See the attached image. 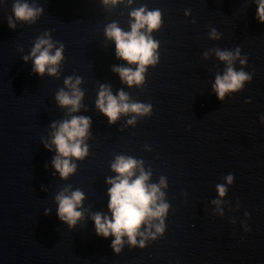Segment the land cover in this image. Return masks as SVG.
<instances>
[{"label": "water", "instance_id": "obj_1", "mask_svg": "<svg viewBox=\"0 0 264 264\" xmlns=\"http://www.w3.org/2000/svg\"><path fill=\"white\" fill-rule=\"evenodd\" d=\"M13 2L0 0V264H264V23L255 18L253 0H133L115 7L102 0H27L42 13L10 29ZM141 5L162 14L151 33L159 60L142 85L129 87L112 67L135 65L116 57L104 28L116 21L129 30L128 12ZM212 28L220 39L209 38ZM45 31L64 44L59 76H38L22 59ZM236 47L247 61L237 59L234 68L252 79L221 101L211 85L226 65L214 49ZM70 75L82 78V107L73 115L91 118L89 154L61 179L51 165L55 148L42 141L53 121L69 118L55 93ZM100 84L151 104L152 114L134 125L127 124L133 114H122L109 124L95 107ZM117 155L142 160L148 183L164 176L161 191L170 205L162 236L144 248L124 237L119 254L110 247L114 237L98 236L91 220L94 212L111 215L105 178L115 175L110 164ZM229 173L232 184L225 181ZM217 184L226 186L224 197ZM69 185L85 194L83 218L72 228L57 217L54 200Z\"/></svg>", "mask_w": 264, "mask_h": 264}, {"label": "clouds", "instance_id": "obj_2", "mask_svg": "<svg viewBox=\"0 0 264 264\" xmlns=\"http://www.w3.org/2000/svg\"><path fill=\"white\" fill-rule=\"evenodd\" d=\"M256 4V19L264 23V0H253ZM104 5L115 7L119 4L130 6L133 0H102ZM42 7L35 4L30 5L27 0H14L12 4L13 15L7 17L10 29L16 28V21L34 23L42 13ZM185 15H189L186 10ZM129 30L125 31L118 26V22L112 21L104 28L106 39L114 42L115 55L126 61L128 65H115L112 71L117 73L120 80L129 87L140 86L145 81V73L148 66H155L159 60V41L153 39L151 33L158 30L162 24V14L159 9L148 10L146 6L131 8L128 12ZM208 36L210 39L218 40L221 33L212 28ZM59 45L58 47L56 45ZM64 44L54 41L49 31L35 39L33 46L22 59L32 61L31 71L38 76L47 73L50 76H59V70L64 59ZM216 57L226 65L223 74L215 75L214 83L211 85L216 93L217 99L223 101L226 94L238 92L245 82L252 79V74L234 68V62L239 59L240 65H245L247 58L241 55L240 47L234 50L214 49ZM208 52L204 53L207 57ZM82 83L80 76H66L63 80L64 87L55 93V101L61 108L67 109L69 118L53 121L49 127L52 129L49 140L42 141L44 147L49 151L55 148V155L51 160L53 175L59 174L61 179H67L75 173L77 164L75 161L83 160L89 154L88 144L85 143L89 137L91 118L84 115H73L82 107L83 90L79 87ZM67 89V91L65 90ZM250 102L246 98L245 103ZM95 107L107 117L108 123H114L122 114H133L127 124L134 125L137 117L150 116L152 114L151 104L132 102L129 94L123 90L113 95L110 86L100 84L95 99ZM264 123V117H261ZM143 161L131 156L117 155L110 164L114 176L106 177L105 183L110 185L107 189V208L110 217L101 212L91 214V220L98 236L107 238L114 237L111 241L113 253L119 254L125 243L130 247L144 248L146 241L154 240L162 236L165 231V217L168 214L169 203L165 201V193L162 187H167L166 178L161 176L159 183H148L151 176L150 171H145ZM233 174L225 177L227 184L233 183ZM66 186L59 191L54 200L57 205L56 214L59 220L66 223L69 228L76 225L83 218L80 209L85 194L79 190H69ZM217 193L224 197L227 188L224 184L216 185ZM213 203L220 204V200ZM50 209H45V214ZM248 216V213H245ZM142 225L144 226L141 230ZM154 230V231H153ZM247 231L248 229L245 228ZM141 237V239H137Z\"/></svg>", "mask_w": 264, "mask_h": 264}]
</instances>
